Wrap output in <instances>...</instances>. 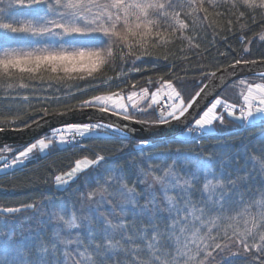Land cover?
Wrapping results in <instances>:
<instances>
[{"label":"snow or ice","instance_id":"snow-or-ice-1","mask_svg":"<svg viewBox=\"0 0 264 264\" xmlns=\"http://www.w3.org/2000/svg\"><path fill=\"white\" fill-rule=\"evenodd\" d=\"M259 46L264 0H0V176L48 162L0 264H264Z\"/></svg>","mask_w":264,"mask_h":264},{"label":"trees","instance_id":"trees-1","mask_svg":"<svg viewBox=\"0 0 264 264\" xmlns=\"http://www.w3.org/2000/svg\"><path fill=\"white\" fill-rule=\"evenodd\" d=\"M258 31V29H256ZM251 35V33H249ZM210 38V37H209ZM238 46V45H237ZM258 45H253V52L257 53ZM261 51H264V46H259ZM220 50L224 51V46H220ZM259 54V53H257ZM225 63L227 61H224ZM137 79L139 77H136ZM227 95L230 98H235V93L232 90L227 92ZM220 139H232L237 144L240 142L241 133L236 131L233 126L229 125L226 128H222L221 130ZM255 130H249V132H254ZM229 133H233L232 136H229ZM248 132L243 133V136H247ZM112 147V145H109ZM57 156V165L63 168L67 163L68 160L66 159V153H58ZM47 161L41 160L39 162H34L28 164L23 171H17L14 175L10 176H0V184L3 185L4 190L8 192L13 191V185H16L15 195H5L4 191H0V202L6 204H15L20 201H26V198L29 195H35L38 191L42 188H45L44 180L46 178V169H47ZM66 170V169H65Z\"/></svg>","mask_w":264,"mask_h":264},{"label":"water","instance_id":"water-1","mask_svg":"<svg viewBox=\"0 0 264 264\" xmlns=\"http://www.w3.org/2000/svg\"><path fill=\"white\" fill-rule=\"evenodd\" d=\"M135 127L138 128L139 126H135ZM157 131H158V138L160 136H165V135L170 133V129H168L166 127L158 129ZM137 135L142 136V135H145V133L138 132ZM18 138L19 137L16 134L9 133L7 136L3 137V142L4 143H12L13 140L18 139Z\"/></svg>","mask_w":264,"mask_h":264}]
</instances>
